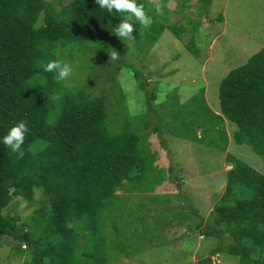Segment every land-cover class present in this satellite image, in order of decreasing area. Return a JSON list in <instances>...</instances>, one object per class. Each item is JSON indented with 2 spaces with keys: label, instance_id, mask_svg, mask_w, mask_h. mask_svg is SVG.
I'll return each instance as SVG.
<instances>
[{
  "label": "trees",
  "instance_id": "1",
  "mask_svg": "<svg viewBox=\"0 0 264 264\" xmlns=\"http://www.w3.org/2000/svg\"><path fill=\"white\" fill-rule=\"evenodd\" d=\"M166 1L137 0L153 23L146 33H139L138 26L135 32L150 43L165 28L182 38L190 25L196 27L193 20L190 25L171 21ZM122 19L120 14H103L93 0H71L60 9L54 0H0V137L20 121L29 129L21 145L23 155L0 143V245L5 242L20 256L27 255L24 264H107L109 250L118 248L121 256L127 255L128 246L120 247L101 228L102 211L119 192L146 180L148 160L155 158L148 137L155 132L158 138L161 123L190 141L203 138L197 134L199 129H222L226 119L234 124V143L250 146L264 162V46L221 78L219 112L201 97L191 109L196 121L181 117L183 106H173L168 109L173 111L172 121L153 126L147 115L140 122L125 113L117 119L116 110L109 106L112 83L125 64L144 90L149 109L155 100L144 65L126 61V50L112 32ZM193 39L192 34L187 48L192 49ZM69 43L99 48L111 59V67L115 60L109 74H97L99 80L110 82L107 94H98L90 87L92 81L71 89L66 80L58 81L54 73L43 71L41 64L61 60L59 54L66 52ZM100 64H91L90 74ZM222 134L225 149L224 129ZM225 159L231 165L226 188L204 223L200 220L196 227L202 235L218 239L209 257L224 251L240 264H264V172L231 153ZM36 190H40L38 197ZM15 197L35 204L28 217L11 213L9 205ZM84 220L89 222V247L76 229ZM109 238L112 247L106 248ZM209 257L200 264H211Z\"/></svg>",
  "mask_w": 264,
  "mask_h": 264
},
{
  "label": "rangeland",
  "instance_id": "2",
  "mask_svg": "<svg viewBox=\"0 0 264 264\" xmlns=\"http://www.w3.org/2000/svg\"><path fill=\"white\" fill-rule=\"evenodd\" d=\"M54 1L60 9L61 4L71 0ZM165 3L172 10L171 21L190 25L193 20L191 24L197 23L196 27L190 25L189 31L181 34L182 38L165 28L157 40L150 43L146 36L136 34V22H131L135 42L121 41L126 50L125 59L144 65V72L149 74L146 81L148 87L154 89L155 100L153 108L149 109L146 94L139 88L131 68L122 65L111 85L114 90L108 100L109 106L116 110L117 119L125 113L133 122H140L147 115L146 120L154 126L158 122L172 121L173 111L169 110L183 106L185 111L181 117L196 121L191 109L201 102V97L212 110L219 112L221 78L264 46V0H167ZM138 30L146 33L145 29ZM192 34L193 47L189 49L186 43ZM64 50L66 52L59 57L72 68V73L65 78L68 86L81 89L92 81L90 87L98 94H107L110 82L99 80L97 74H109L115 60L111 67V59L108 61L99 48L86 49L83 45L69 43ZM97 62L101 63V68L98 66L90 74V65ZM155 80L159 82L151 83ZM223 124L219 130H197L203 137L201 140H186L175 134L172 126L163 123L159 124L158 138L157 133L150 134L148 138L155 158L148 160L146 180L119 192V197L102 211L101 228L107 236L116 239L120 247L128 246L124 256L119 248L109 250L111 260L107 264H200L209 257L218 239L202 235L196 226L200 220L204 223L226 188V171L231 167L226 162V153L264 172V162L250 146L234 143L231 135L234 124L226 119ZM223 129L227 139L225 149ZM39 195L40 190H36L35 197ZM34 206L20 197H15L9 205L11 213L21 218L28 217ZM76 229L85 240L90 239L88 221L77 223ZM80 243L83 245V240ZM91 243L88 241L86 246ZM105 245L112 247L110 238ZM27 258L5 242L0 245V264H24ZM209 259L212 264H240L237 257L224 251Z\"/></svg>",
  "mask_w": 264,
  "mask_h": 264
},
{
  "label": "clouds",
  "instance_id": "3",
  "mask_svg": "<svg viewBox=\"0 0 264 264\" xmlns=\"http://www.w3.org/2000/svg\"><path fill=\"white\" fill-rule=\"evenodd\" d=\"M98 5V8L103 10V14L108 13L112 17L115 14H120L123 19L117 23L112 29L115 36L120 41L134 43L135 39L132 36L134 26L131 22L135 21V27L146 29L153 23V17L149 15L142 4H138L137 0H93ZM157 13L160 12V6L156 5ZM113 53V58H115ZM41 67L44 72L54 73L58 81H63L72 73V68L61 60H50L47 63H42ZM29 129L24 121L14 124L3 137H0V143L10 149L12 153H19L21 145L24 143L25 135ZM211 261V260H210ZM212 264V261H211Z\"/></svg>",
  "mask_w": 264,
  "mask_h": 264
}]
</instances>
